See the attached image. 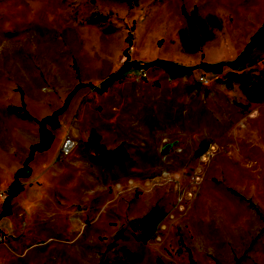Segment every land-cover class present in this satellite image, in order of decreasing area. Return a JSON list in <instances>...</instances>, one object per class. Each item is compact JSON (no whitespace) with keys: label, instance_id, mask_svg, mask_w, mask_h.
Here are the masks:
<instances>
[{"label":"rangeland","instance_id":"1","mask_svg":"<svg viewBox=\"0 0 264 264\" xmlns=\"http://www.w3.org/2000/svg\"><path fill=\"white\" fill-rule=\"evenodd\" d=\"M263 19L264 0H0V264H264V39L235 70L97 90L123 49L229 62Z\"/></svg>","mask_w":264,"mask_h":264},{"label":"trees","instance_id":"2","mask_svg":"<svg viewBox=\"0 0 264 264\" xmlns=\"http://www.w3.org/2000/svg\"><path fill=\"white\" fill-rule=\"evenodd\" d=\"M117 2H125V3H130L132 0H113ZM264 35V23L256 30V32L249 38L248 42L244 46L242 52L236 57L235 60L229 61V62H217L214 64H209L206 62H200L195 66H183L179 65L176 63H173L171 61L167 60H153L150 63L146 64H139L138 62L130 59L126 49L122 50V55L124 57V60L122 62V65L120 68L114 72L109 74L99 85L97 90L99 92L105 91L107 87H109L111 84H113L116 81H119L124 73H126L129 69L134 68V69H140L144 70V68L148 67L149 65H155L157 67L162 68L164 71L168 72L172 77L176 76H182V75H188L190 74L193 70L199 68L205 72H211V73H216L219 74L222 72V67L226 66L230 69H237L241 63L245 61L247 56L251 53L253 48L257 47L260 45L262 36ZM78 86V84L75 86V88ZM70 94H68L64 100V104L66 103V100L69 98ZM61 107L60 109H62ZM59 109V110H60ZM56 114V113H55ZM55 114L45 118L42 120L39 125H38V142L35 143L34 145H31L29 147V151L27 154V157L25 161L23 162L22 168L15 173V177H17L20 172L24 173L26 171V164L29 162L31 159L33 152L34 151H42L46 149L51 141V135L46 132V130L43 127L44 121L47 120H54L55 119ZM21 189L19 184L16 182V180H12V182L9 184L7 190L5 191V196L3 198V202L6 204V208L8 207L7 201L10 197L14 196L18 191Z\"/></svg>","mask_w":264,"mask_h":264},{"label":"crops","instance_id":"3","mask_svg":"<svg viewBox=\"0 0 264 264\" xmlns=\"http://www.w3.org/2000/svg\"><path fill=\"white\" fill-rule=\"evenodd\" d=\"M263 21H264V19H263ZM263 21H261V23H259V24H256L254 27H253V29H252V31H249V33H248V35H247V37H246V41H245V43L249 40V38L256 32V30H257V28L262 24V22ZM264 39V35L262 36V40ZM70 131H73V125H72V123H70L69 125H68V128H67V131L65 132V133H70ZM65 133H64V135H65ZM63 135V136H64ZM38 139H39V136H38V129H37V131H36V133H35V135H31V134H26V137H25V142L23 143V145L21 144L20 145V147L18 148L19 150H20V153L22 154V158L24 157L25 158V155L27 154V150L29 149V147L31 146V145H33V144H35V143H37L38 142ZM61 142V141H60ZM58 148H59V146H58ZM57 151H58V149H57ZM56 151V152H57ZM33 159V158H32Z\"/></svg>","mask_w":264,"mask_h":264},{"label":"built area","instance_id":"4","mask_svg":"<svg viewBox=\"0 0 264 264\" xmlns=\"http://www.w3.org/2000/svg\"><path fill=\"white\" fill-rule=\"evenodd\" d=\"M74 146H75V142L72 140L71 137L69 136L63 137L58 148L59 155L61 157H67L74 148Z\"/></svg>","mask_w":264,"mask_h":264}]
</instances>
